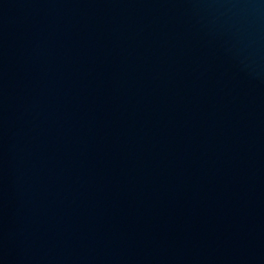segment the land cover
<instances>
[{"label":"water","instance_id":"water-1","mask_svg":"<svg viewBox=\"0 0 264 264\" xmlns=\"http://www.w3.org/2000/svg\"><path fill=\"white\" fill-rule=\"evenodd\" d=\"M0 264H264V0H0Z\"/></svg>","mask_w":264,"mask_h":264}]
</instances>
